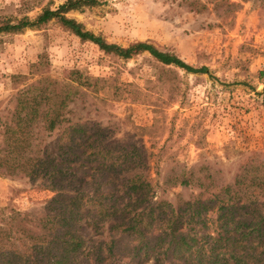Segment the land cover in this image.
Returning a JSON list of instances; mask_svg holds the SVG:
<instances>
[{
  "label": "rangeland",
  "instance_id": "rangeland-1",
  "mask_svg": "<svg viewBox=\"0 0 264 264\" xmlns=\"http://www.w3.org/2000/svg\"><path fill=\"white\" fill-rule=\"evenodd\" d=\"M191 1L209 2L96 0L65 16L106 43L126 48L144 42L194 69L206 68L202 74L164 66L146 52L129 59L105 54L55 21L0 33V124L12 108L10 76L37 79L31 66L41 58L43 71L59 81L72 70L91 78L84 94L68 105L66 118L115 129L113 142L142 145L152 154L150 178L159 199L174 207L177 198L186 201L202 193L194 186L164 183L180 170L204 167L201 171L219 185L231 183L241 166L254 157L264 160V75H259L264 71V12L251 1L238 2L230 14L211 4L199 12ZM63 2L0 0V19L33 20L43 8ZM59 135H40L38 148L54 155ZM51 196L23 176L0 175V220L11 212L37 217ZM105 231L93 234L81 226L88 246L102 242ZM104 264L128 263L108 257Z\"/></svg>",
  "mask_w": 264,
  "mask_h": 264
},
{
  "label": "trees",
  "instance_id": "trees-1",
  "mask_svg": "<svg viewBox=\"0 0 264 264\" xmlns=\"http://www.w3.org/2000/svg\"><path fill=\"white\" fill-rule=\"evenodd\" d=\"M191 1L197 11L223 9L230 14L238 2L251 1L264 12V0ZM96 0H64L45 7L33 20L0 19V33H16L55 21L81 42L121 59L146 52L156 62L187 73L194 69L175 55L150 44L126 48L106 43L65 16L92 7ZM40 58L31 66L37 79L10 76L12 108L1 124L0 175H20L52 196L37 216L11 212L0 220V264H104L108 257L128 264H264V160L240 167L229 184L219 185L199 168L180 170L164 183L194 186L202 193L175 206L161 200L150 178L151 153L135 142L111 141L115 129L70 123L68 105L90 85L76 70L65 80L43 71ZM264 75V71L259 73ZM58 132L55 153L41 151L40 135ZM201 172V173H200ZM196 173H199L196 175ZM105 238L90 246L81 226ZM90 259V263H89Z\"/></svg>",
  "mask_w": 264,
  "mask_h": 264
}]
</instances>
